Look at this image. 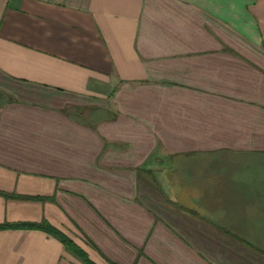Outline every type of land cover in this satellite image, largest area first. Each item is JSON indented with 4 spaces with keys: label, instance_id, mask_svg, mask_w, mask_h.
<instances>
[{
    "label": "crops",
    "instance_id": "crops-1",
    "mask_svg": "<svg viewBox=\"0 0 264 264\" xmlns=\"http://www.w3.org/2000/svg\"><path fill=\"white\" fill-rule=\"evenodd\" d=\"M0 192V264H264V0H0Z\"/></svg>",
    "mask_w": 264,
    "mask_h": 264
},
{
    "label": "trees",
    "instance_id": "trees-1",
    "mask_svg": "<svg viewBox=\"0 0 264 264\" xmlns=\"http://www.w3.org/2000/svg\"><path fill=\"white\" fill-rule=\"evenodd\" d=\"M0 194L6 196V197H19V196H14V195H9L6 193L0 192ZM31 198V197H27ZM35 199V198H34ZM7 226H0V229H3ZM12 228H23V229H39L42 231H45L46 233L58 238L65 248L69 251H71L73 254L81 258L86 264H96L94 263L88 256V254L81 248L79 247L69 236H67L64 232L59 230L58 228L52 226L50 223L47 221L41 222V223H25V224H15L11 226Z\"/></svg>",
    "mask_w": 264,
    "mask_h": 264
}]
</instances>
